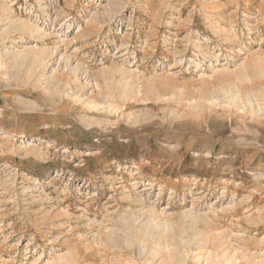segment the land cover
I'll list each match as a JSON object with an SVG mask.
<instances>
[{"label": "rangeland", "instance_id": "obj_1", "mask_svg": "<svg viewBox=\"0 0 264 264\" xmlns=\"http://www.w3.org/2000/svg\"><path fill=\"white\" fill-rule=\"evenodd\" d=\"M38 1L13 5L49 33L29 45L57 48L45 75L17 73L0 40V264H60L101 222L151 210L178 239L211 228L264 256V100L224 95L244 57L236 84L264 87V0ZM91 90L109 102L91 108ZM135 251L97 245L82 264H156Z\"/></svg>", "mask_w": 264, "mask_h": 264}, {"label": "bare ground", "instance_id": "obj_2", "mask_svg": "<svg viewBox=\"0 0 264 264\" xmlns=\"http://www.w3.org/2000/svg\"><path fill=\"white\" fill-rule=\"evenodd\" d=\"M17 1L18 0H16L15 2ZM40 1H38L39 10L42 13L49 15V5H44L42 4L43 1ZM15 2L13 0H0V40H7L6 42L16 44L15 46L11 47V49H9L10 47L8 49H5L4 54L9 57L10 63L14 66V68H16L17 73H19V71L21 70H24L29 78L31 76H34V74H37L38 80L39 78L43 77V75H45L44 70L47 69L49 61L55 56L54 54L58 51L57 48H50L49 46L45 45H29V39L31 37H33L34 41L37 39L43 40L49 33L45 30V28L39 25V21L38 23L32 22L31 18L29 19V16H27V14L25 18H22V16L17 17L18 13L16 12L14 8L15 6L13 5V3ZM94 17L95 16H93V18ZM66 24L71 23H69V21L67 20ZM26 36L28 38H26ZM19 43L22 44L19 45ZM242 59L244 60H241L242 62L237 64V68H235V71H237L235 73L233 72L235 74H233L235 76L233 80L239 84H244V82L246 80L248 81V79L250 80L251 77V73L249 72V70L244 67L246 57ZM59 60L64 62L65 66L69 67L74 72H77V70L84 72L86 71L85 73L89 75L88 78L92 77L93 73H89L88 67L82 69L80 67L81 65L79 64H75L73 65V67H71L68 64L71 60V57L67 52L62 53L59 56ZM116 67L112 66L110 68H103V71L101 70V72L103 75H110L112 74V71L116 69ZM210 69L214 73H218L219 71L223 72L224 70L228 71V69L224 66L223 68H218L217 66L210 65ZM119 70L121 71V69ZM50 76L52 75L46 76L48 78H46L47 83H49V79H51L49 78ZM56 76L57 79H55V83L61 82L62 78L60 77V75L56 74ZM128 80L129 79H127V82L122 87L124 94L119 96L122 100H125L127 95H131L130 93H133V90H135V84H132L133 82H130ZM94 82H97L96 86L98 87V81L94 80ZM236 83L233 82V87H228L224 92V95L229 98L230 102H232L233 105L247 108L251 107L252 109H254L253 102L256 101L257 104L261 106V103L259 102L261 100H264L263 86L259 85L240 89V86ZM107 87H109V85ZM92 92L93 93L90 97L91 108L97 107L99 102H109L110 98L106 94V91L101 90L99 92ZM134 94L136 95V93ZM186 125L184 124V126ZM29 145H32L31 141ZM34 146L36 145L33 144V147ZM33 147L31 149L34 150ZM137 214H128L127 216L120 217V219L116 220L114 224H102L101 222L98 228L91 233V244L89 243L90 246L87 245V249H93L94 246L97 245H99V247L104 246V248L106 249L118 250L121 252L130 248H134L137 251V253L135 251L137 255H145V260L150 263L155 262L156 264H171V262H175L176 264H185L187 258L186 253L190 251L188 247L190 245V242H193L196 249L202 250L201 252L204 251L202 255H200V257L204 258V264H264L263 254H257L258 252H253L254 250L248 251L249 247L247 245V247L241 244L239 246H234L233 244H230V242H227V240H225L227 237L222 234L214 236L213 239L211 228L207 230H204L205 228L203 230H198L197 222L201 221L202 219L200 220L196 216L192 217L193 221L191 223L193 229H197V231L194 232L195 235L192 236V240L191 238L183 240L185 237H180V239H178V236H176V234H172V229L170 230L171 227L169 228V226L170 222L172 223L173 220L169 222L167 220L164 221L165 218L159 216L160 214L154 212L153 210H151L146 217H142ZM186 214L187 213L183 215L181 214L183 216L182 218H186L188 215ZM92 226H94V224H92ZM209 243H213V245L216 243V246L212 245V247H209ZM87 249L81 251L82 249H80L78 246H75L74 250L71 251L72 253L70 252V256H67L66 259L60 264H82L83 261L89 258V252H87ZM199 261L200 258H198V262ZM198 262L196 263L198 264Z\"/></svg>", "mask_w": 264, "mask_h": 264}]
</instances>
